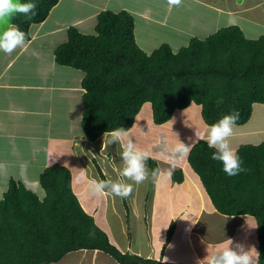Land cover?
<instances>
[{
    "label": "trees",
    "instance_id": "16d2710c",
    "mask_svg": "<svg viewBox=\"0 0 264 264\" xmlns=\"http://www.w3.org/2000/svg\"><path fill=\"white\" fill-rule=\"evenodd\" d=\"M28 2L37 4L38 14L32 19L16 14L13 21L26 41L31 27L44 23L60 0H21ZM135 26L130 12L105 10L97 16L95 34L71 26L68 40L54 52L58 65L84 74V140L93 143L119 128L129 131L146 103L152 105L156 125L167 124L177 110L194 103L208 127L234 110L240 113L236 126L246 125L254 105H264V35L250 39L239 26H230L204 40L193 37L179 52L164 43L148 54L136 41ZM213 151L199 140L189 151L188 166L219 213L255 218L258 264H264V142L237 149L247 169L237 176L225 174L222 164L211 159ZM147 165L159 169L152 158ZM172 179L182 184L185 174L177 170ZM72 182L71 170L59 164L40 175L43 198L24 183L9 181L0 201V264H56L81 250L101 251L119 264H161L120 251L85 211ZM175 228L171 223L166 243Z\"/></svg>",
    "mask_w": 264,
    "mask_h": 264
},
{
    "label": "crops",
    "instance_id": "0c3cea01",
    "mask_svg": "<svg viewBox=\"0 0 264 264\" xmlns=\"http://www.w3.org/2000/svg\"><path fill=\"white\" fill-rule=\"evenodd\" d=\"M62 1L65 0H61L59 4L52 10L53 15L54 12L61 7ZM71 1H73V3ZM78 3L79 5L84 6L83 8L86 9L87 13L85 14V17L78 16L74 22L71 21L67 24H58L55 22L51 24V22L54 20V18L51 17V12L50 16L44 23L33 25L31 27L30 41H25V44L22 47H18L10 55L0 51V158H13L11 165H8L9 161L1 160L0 170L5 169V171H3V174L5 173L3 177L5 181H8V184L11 179H14L18 182L22 181L14 177L10 178L9 176H11V174L9 171L6 172L7 169H19L21 172L19 174L20 177L24 178L26 173L25 170L28 168H38L32 172L31 176L38 174L43 169V166L47 168L46 164L41 163V159L43 158V160L46 161L48 158L47 156L50 155L51 148L48 142L57 135V131H55L52 135L49 133L47 135H42L41 132L43 126L50 125V122H47L46 124L45 120L51 121L52 115L55 114L53 112V99L55 97L58 98L59 96H63V98H67V114L70 113L71 109L75 110V107L78 109L79 116L77 127H81L83 114L82 96L84 94L81 81L84 77V74L83 76H81V74H75L72 71L74 69L58 65L55 62L54 52L59 45L65 43L68 40V29L71 26L76 27L83 34H89L91 28H88V26H92V29L94 28L95 30L97 16L102 11L109 10L108 8L110 6L107 9L106 7L95 9L92 7V4H85V2L82 0H70L68 5L72 4L71 6H74ZM123 5L130 7L131 4L128 5L123 3ZM131 9L136 10L134 5ZM136 11L140 14L139 17H141L147 23H157L162 25H165L166 23L164 20H157L154 18L155 16L153 17V15L148 12L140 10ZM176 28H178V26L176 24L174 25L173 23V27H171L172 31H175V33H185V31L182 29ZM62 33L64 34L62 35ZM171 33L172 32H170V34ZM59 35L60 40H55L56 42L51 41L56 37H59ZM165 43L169 44L168 42ZM162 44L164 43H161V45ZM177 48L180 49L181 46H178ZM172 49L174 50V48ZM178 50L174 52H179ZM23 56L27 57L29 62H35L33 66L30 65V68L31 73H33L35 69L36 75L30 80H24L23 78L19 77V74H22L23 72V66L18 65L17 63ZM13 75H15V77ZM48 97L49 99H47ZM77 100L78 103L75 104L74 101ZM258 105L261 104H255L254 107H257ZM144 110H146V114L144 113ZM263 113V110H260V113L257 115V120L260 122L263 121ZM253 114H255V111ZM248 125L249 123L243 126L234 127L233 134L242 133L247 136L246 142L243 144H250L249 142L254 140L255 137H257L258 140L263 138V125L260 123L253 127H249ZM208 131L209 128L202 129L200 131L199 129L189 131L181 127H176L172 125L171 122H168L165 125H156L153 122L151 103H146L142 107L140 113L135 119L134 126L129 130V135L135 141L136 146L139 149L149 152L150 158L157 162L158 168L160 170H167L170 168V166H172L173 175L175 171L181 169L185 174V179L182 184L175 185L171 175V182L166 184L163 189L161 185L158 184L159 181H155L154 183L153 201H156L157 193L161 192L168 205L169 211L167 212L169 219L165 228L161 226H155L154 207L149 206L147 209L145 203L147 201L142 203V201L139 200L140 198L144 199L146 197L145 194L149 185L148 182L153 180V178H150L151 175L147 180L146 189L143 193H139L138 185H133V192L129 196L131 211L129 210L128 206H126L125 200L121 199L124 201L123 204L121 203V205L127 211V215L119 223V226L121 227L120 232L126 237L130 236L128 237L126 248H122L121 245L124 246V242H122V240H118V235L114 234L115 242L111 241L120 251L123 253L136 254L148 260H155L164 264H197L198 259L203 260L208 255V253L210 254L217 250V248L224 246L226 241L231 239L233 241L232 247H235L236 244H240L246 250L251 249L254 264L258 263V256L256 255V252L259 253V241L255 234L257 227L255 218L251 216L231 217L219 213L214 208L212 201L208 196L206 189L203 187L199 177L189 168L187 162L188 155L186 157H174L171 152V149L177 145L178 141L184 143L186 146L189 145V150L199 140L207 141V136L205 135H207ZM74 134L72 136L66 137L65 140L70 141V143H73L76 147V145H79L80 141H82V137L80 136L81 134L79 132L76 133V135ZM258 135L261 137L258 138ZM76 138L77 142H74V139ZM111 139L112 133H106L97 141L93 143L89 142L91 145L86 144V146L92 150L91 153H93V156L101 162L102 167L95 162L96 160L94 161L93 159L85 156V158L81 160V163L79 164L80 170L77 172V175L74 177L72 174V186L79 198L81 205L88 214L94 217L96 223L100 227L103 228L105 226L106 229L108 228L107 223H102V221L99 219L98 209L103 207L105 215L112 212H116L117 214L119 211V205H116L117 202H114V200H117V197L99 195L93 196L90 194L88 191V183L91 179H96V177L94 175H90L88 162L90 161L95 170H97L96 165H98L106 179H111L113 176L115 180L123 181L125 183H132V181L121 175V170L124 165L122 158L119 155V152L121 151L120 142L113 141L110 143ZM262 142L263 141H261V143ZM6 143H9L11 156L4 157L1 153L4 150L2 148H4ZM235 151H237V149ZM39 161L41 163L40 165L38 164ZM106 167L112 170V176H109L105 173L107 172L105 170ZM113 171L115 172L114 174H112ZM42 172H40V175ZM18 173L19 172H17V174ZM96 173L98 174L99 178L97 180H100L101 178L98 170ZM107 176H109V178ZM33 181H35V179L30 180V186L37 188L38 183L37 185H34ZM183 185H187L186 189H188L187 196L189 195V200L194 198L192 194H195L198 196L200 205L197 209L196 215L193 216V218L188 222V225H186L184 228L185 234L188 236V245L190 249L189 257L180 259L176 256L174 259H168L165 255V252L173 243V238L170 243H166V230L167 227L171 225L170 222L173 221L176 224L175 220L184 215H174L175 213L173 214L174 201L179 196L180 188ZM96 197H99V202L97 205L98 208H95V205L92 204L94 200H97ZM207 198L210 199L211 207L210 205L208 206ZM98 220H100L101 224L98 222ZM192 221L195 222V224H193ZM212 221L214 224L211 223ZM201 222L203 225H201ZM132 223H135L138 230V233L135 235V237L133 232L128 233V231L125 230L128 229ZM142 225L144 226L143 229L141 228ZM243 231L245 232V235ZM207 234H210V238L212 237L209 241L205 240L204 238V236ZM66 259H68V261H62L63 264H116V262L112 263L111 260L108 259V255L101 251L81 250L79 252H72L67 256ZM60 262L56 264H60Z\"/></svg>",
    "mask_w": 264,
    "mask_h": 264
},
{
    "label": "rangeland",
    "instance_id": "374dc122",
    "mask_svg": "<svg viewBox=\"0 0 264 264\" xmlns=\"http://www.w3.org/2000/svg\"><path fill=\"white\" fill-rule=\"evenodd\" d=\"M82 1H84L85 4L86 3L92 4V7L95 9H101L102 7H106L107 9L110 6L108 9L114 12H120L122 10H127L130 13L133 12L132 14L134 15L136 20V26H135L136 41L139 44V46L148 54L152 53L154 50H156L161 46V43H165V42H168L170 45H172L171 47L174 48V51H177L179 49L177 48L178 46H181V48L186 47L189 44L190 39H192L193 37L204 40L207 37L215 34L218 30L230 26H239L244 31L246 36L250 39H258L259 37L264 35V0H183L182 5L179 7H170L167 3V0H125V1L124 0H82ZM69 2L70 0L62 1L61 7L54 12V15L52 12L51 17H53L55 21L53 20L51 24H53V22L58 24L60 23L67 24L70 23L71 21L74 22L78 16L85 17V14L87 12L86 9L83 8L84 6L79 5V3L75 4L74 6H71L72 4L68 5ZM71 2L73 3V1ZM123 3L128 5L131 4V5L130 7H127L123 5ZM133 5L136 10L148 12L151 15H153V17L155 16L154 18H156L157 20L160 21L164 20L166 22L165 25L157 24V23L155 24L147 23L141 17H139L140 14L136 10L131 9ZM15 15L9 17L4 23H0V32H3L4 30L12 26H15L13 24ZM173 23L174 25L176 24L178 26V28L176 29H182L183 31H185L184 33L185 35L182 33H175V31H172L171 27H173ZM88 28L91 29L89 31V34L87 35L95 34V30L94 28L92 29V26L91 27L88 26ZM170 32L172 33L170 34ZM63 34L64 33H62V35ZM56 38L51 41L52 42L53 41L56 42L55 40L58 41L60 35L59 37ZM17 64L23 66V72L22 74H19V77L23 78L24 80L27 79L30 80L32 79V77L36 75L35 69L33 68L34 72L31 73V68H30V65L33 66L35 62H29L27 57L25 56L21 57ZM72 71L75 74H81V76H83V73L80 71L77 70H72ZM13 76L15 77V75ZM47 99H49V97ZM66 99L67 98L66 97L63 98V96H59L58 98L55 97L53 99L54 102L53 112L55 114L52 115L51 121L45 120L46 124L47 122H50V125H46L42 127V132H41L42 135H47L48 133L52 135L55 131H57V135L54 136L51 139V141L48 142L51 148L50 155L47 156L48 158L46 161H44L42 158L41 163L46 164L47 167L53 164H60L66 166L72 171V174L75 177L77 175V172L80 170L79 164L81 163V160L85 158V156L90 159H93L94 161L96 160L95 162L100 166H101V162L98 161V159L93 156V153H91L92 150H90V148L86 146V144L88 145L91 144L83 139L82 128L77 127L78 116H79L78 109L75 107V110L71 109L70 113L67 114L68 102ZM74 102L76 104L78 103V100ZM260 110H263L264 112L263 105H258L257 107H254L255 114H253L251 120L248 122L249 127H253L255 125H258L259 123L264 126V113L262 117L263 121L260 122L257 120L258 118L257 115L260 113ZM144 113L146 114V110H144ZM170 122L172 125L176 127H181L189 131H192L194 129H199L200 131L202 129L209 128L203 122L201 115V106H198L194 103L191 104L186 109L177 110L174 113ZM78 132L81 134L80 136L82 137V141H80L79 145H76L75 147L73 143H70V141L65 140V138L68 136H72L74 133H75L74 135H76V133ZM233 135L234 136H231L229 138L230 147L232 149L236 150L240 147V145H245L243 143L246 142V137H247L246 135L242 133H236ZM260 137L261 136L258 135V138ZM262 137L263 138L259 140L257 139V137H255L254 140L250 141L249 143L252 145H258L259 143H261V141L264 142V135H262ZM74 142H77V138L74 139ZM2 149H4L3 152L1 153L2 156L4 157L11 156L9 143H6L4 148ZM1 160L9 161L8 165H11L13 158L7 159L1 157L0 161ZM41 163L39 161L38 164L40 165ZM88 164L90 168L89 169L90 175L91 176L94 175L96 179H99L98 174L96 173L97 170L94 169L90 161L88 162ZM45 168L46 167L43 166V169L40 172H42ZM37 169L38 168H28L27 170H25L26 173L24 178L20 177L19 174L21 172L19 169L11 168V169H7L6 172L9 171V173L11 174V176H9L10 178L14 177L18 180H21L30 190L38 194V196L44 197L45 196L44 190L42 189L39 183L40 172L38 174H35L34 176H31L32 172H34V170ZM105 170L107 171L105 172L107 175L112 176L111 175L112 170L110 168L106 167ZM3 171H5V169L0 170V195L2 196L9 187L8 181L4 180L3 176L5 175V173L3 174ZM17 172L19 173L17 174ZM114 173L115 172L113 171L112 174ZM109 176L107 177L109 178ZM34 179H35V181H33L34 185H37L38 183L37 188L31 187L29 184L30 180H34ZM111 179L115 180L113 176ZM170 182H171V178L168 180L161 178L158 184H160L163 189V187H165V185ZM146 183L147 180L144 183L138 185L139 193H143L145 191ZM148 183L149 185L148 188L146 189V194H145L146 197L144 199L140 198L139 200H141L142 203H144V201H147L145 202L147 209L149 208V206L154 207L155 226L157 227L161 226L165 228L167 225V221L169 219L167 212L169 211L167 202L164 199L161 192H158L159 194L157 193L156 201L154 202L153 188L155 181L151 180ZM186 186L187 185H183L180 188L179 196L174 201L173 214L175 213L174 215H181V214L184 215L180 216L179 218H177V220H175L176 228L172 240L173 243L168 247V249L165 252V255L168 259L169 258L174 259V257L176 256L177 258L185 259L189 257V253H190V249L188 245V236L185 234L184 228L186 225H188V222L193 218V216L196 215L200 202L198 201V196L195 194H192L194 198L189 200V195L187 196L188 189H186ZM96 198L97 200H94L92 204L95 205V208H98L97 205L99 202V197ZM2 199H0V201ZM123 200H125L126 206H128L129 210L131 211L129 197ZM207 200H208V206L210 205L211 207L210 199L207 198ZM114 202H117L116 205H119V211L117 214L116 212H112L105 215L103 207H100L98 209V217L102 221V223L104 222L107 223V227H108L107 229L105 228V226L101 228L105 232H107L111 241L115 242L114 234L118 235L119 237L118 240L119 241L122 240V242H124V246L121 244L120 245L122 246L123 249H125L126 244L128 242V237L130 236L126 237L120 232L121 227L119 226V223L123 218H125V216L127 215V211L121 205V203L123 204L124 202L121 200V198L117 197V200H114ZM100 220H98V222L101 224ZM172 222H170V224ZM211 223L214 224L213 221ZM201 225H203L202 222ZM170 226L171 225L167 227L166 233ZM141 228L143 229L144 226L142 225ZM125 230L128 231V233L133 232L134 237L138 233L135 223H132V225ZM255 234L257 236V227ZM204 238L205 240L209 241L211 240L212 237L210 238V234H207L204 236ZM67 256L63 258L62 260L63 262H66L68 261V259H71V258L66 259ZM108 259L111 260L112 263L116 262L109 255H108ZM61 262L60 264H63V262L62 263ZM116 264L118 263L116 262ZM189 264H193V263H189Z\"/></svg>",
    "mask_w": 264,
    "mask_h": 264
},
{
    "label": "clouds",
    "instance_id": "9594fccd",
    "mask_svg": "<svg viewBox=\"0 0 264 264\" xmlns=\"http://www.w3.org/2000/svg\"><path fill=\"white\" fill-rule=\"evenodd\" d=\"M167 3L170 7H179L182 5L183 0H167ZM15 14H22L28 19H32V17L38 14L37 4L33 2L21 3L20 0H0V23H4ZM25 41L26 33L20 30L18 26H12L0 32V51L10 55L18 47H22ZM222 103V98L217 100V104ZM239 119L240 113L234 110L211 124L207 133V145L209 148L214 149L211 159L220 162L223 166V171L228 176H237L241 172L247 171L243 167L242 158L230 147L229 143V138L233 135L234 127ZM113 141L120 142L121 151L119 155L124 165L121 175L132 181V183L112 179H91L88 183V191L91 195L113 196L125 199L132 194L133 185L144 183L149 179L150 175L157 182L161 178L165 180L171 178L172 166L167 170L154 169L150 172L147 165V161L150 159L149 152L136 146L128 130L124 128L114 130L110 143ZM190 150L189 145L186 146L184 143L178 141L177 145L171 149V152L174 157H186ZM2 198L3 196L0 195V199ZM192 223L195 224L193 221ZM232 244L233 241L228 239L224 246L217 248V250L210 254L208 253L203 260L198 259L197 264H254L251 249L246 250L240 244L232 247ZM131 255L138 256L136 254ZM256 255L259 257L258 252H256Z\"/></svg>",
    "mask_w": 264,
    "mask_h": 264
}]
</instances>
